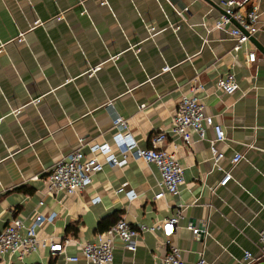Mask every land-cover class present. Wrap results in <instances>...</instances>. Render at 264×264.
<instances>
[{
  "label": "crops",
  "instance_id": "obj_1",
  "mask_svg": "<svg viewBox=\"0 0 264 264\" xmlns=\"http://www.w3.org/2000/svg\"><path fill=\"white\" fill-rule=\"evenodd\" d=\"M257 2L250 36L264 47V0ZM184 6L181 16L177 9ZM223 9L222 0H0V230L13 216L29 224L39 212L51 217L37 227L40 237L91 239L121 216L149 224L181 204L171 239L186 264L200 250L211 264H264V257L242 259L244 250L258 254L264 229V53L249 39L256 59L247 63L240 50L232 61L227 27L206 26ZM164 65L169 68L161 70ZM226 71L238 83L231 94L215 87ZM195 78L202 84L197 94L225 133L216 142L224 153L221 168L229 167L233 152L243 154L215 194L207 186L223 171L210 159L208 140L195 136L177 149L183 183L176 196L153 200L158 171L132 156L120 166L104 164L81 191L44 194V169L78 138L88 141L84 153L94 150L99 159L117 151L114 113L128 118L138 145L148 146ZM205 134L211 137L212 128ZM171 140L180 142L168 135L169 147ZM195 223L206 232L194 235L188 225ZM65 250L74 254L77 247L69 243ZM165 250L160 229L142 232L134 249L115 242L112 264H155ZM43 260L64 263L47 248L22 259L0 255V264ZM66 264L91 263L80 257Z\"/></svg>",
  "mask_w": 264,
  "mask_h": 264
},
{
  "label": "built area",
  "instance_id": "obj_2",
  "mask_svg": "<svg viewBox=\"0 0 264 264\" xmlns=\"http://www.w3.org/2000/svg\"><path fill=\"white\" fill-rule=\"evenodd\" d=\"M224 11L207 27H227V31L233 40L232 47L228 51L233 62L237 61V52L244 51V59L250 63L256 59L252 48L247 47L249 36L256 30L255 21L258 17L257 0H222ZM247 8H244L245 6ZM244 9V10H243ZM187 6L177 9L178 14L183 16ZM235 20L237 25L232 24ZM244 30H242L241 28ZM152 28V27H150ZM98 65L93 67L97 68ZM164 65L161 70H167ZM216 89L225 94H231L238 88V83L232 71H226L215 81ZM202 89V84L195 79L189 87L188 93H181L173 107L169 122L157 129L149 138L148 146L141 147L137 144L129 127L128 118L114 113L111 119V127L117 135V151L110 153L107 157L99 159L95 151L84 153L83 148L88 141L82 137L72 149L55 159L49 167L44 169L45 175L42 178L44 194L55 196L63 192L67 195L83 190L93 182L94 175L102 170L103 165L109 163L112 166L123 165L129 156L141 158L146 162L155 165L158 171V191L154 194L153 200L164 197L165 193L178 195L183 183V165L177 154L181 145L189 146L192 138L208 140L210 159L216 168L222 169V176L212 185L207 186L210 195L215 194L218 185H225L231 178L230 169L243 157L241 152H233L229 156L230 165L228 168H221L219 162L224 157L222 150L216 147V142L225 139L222 125L214 120V115L206 110L202 98L197 91ZM110 102V101H109ZM111 105V103H110ZM143 107L144 104L139 105ZM211 127L213 135L206 137L205 130ZM168 135L174 136L180 142L172 141L171 146L166 145ZM123 187L119 186L116 192H121ZM42 199L38 205L42 204ZM184 205L178 204L175 211L168 217L158 219L149 224H132L124 216H121L103 231L95 233L91 239H78L73 236H66L62 239L56 237H40L37 234V227L44 222L50 221L51 217H44L39 212L34 213V220L27 224L24 217L13 216L0 230V255L14 256L22 259L25 255L47 248L52 255L58 254L64 259V263L76 262L82 257L91 264H112V249L116 241L124 247L134 249L138 243V236L142 232H155L160 229L166 250L163 255L156 259L155 264H186L184 252L175 243L171 236L174 234L178 220L182 217ZM194 235L205 233L206 229L200 223L188 225ZM73 243L77 247L74 254H66V246ZM258 254L254 255L249 250H244L242 259L254 260L264 257V229L258 232ZM39 264H49L48 260L40 261ZM192 264H211L205 260L202 251Z\"/></svg>",
  "mask_w": 264,
  "mask_h": 264
},
{
  "label": "water",
  "instance_id": "obj_3",
  "mask_svg": "<svg viewBox=\"0 0 264 264\" xmlns=\"http://www.w3.org/2000/svg\"><path fill=\"white\" fill-rule=\"evenodd\" d=\"M223 11H224V10H223ZM232 20H233V19H232ZM233 22H234L235 25L239 26L235 20H233ZM240 28H241V27H240ZM241 29H242V28H241ZM242 30H243V29H242ZM243 31H244V30H243ZM249 39H251L252 41H254V42L256 43L257 47H258V48L264 53V47H263L260 43H258V42L254 39L253 36H249Z\"/></svg>",
  "mask_w": 264,
  "mask_h": 264
}]
</instances>
